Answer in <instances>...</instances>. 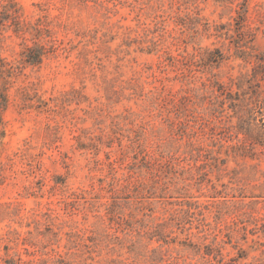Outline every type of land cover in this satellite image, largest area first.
<instances>
[{"label":"rangeland","instance_id":"rangeland-1","mask_svg":"<svg viewBox=\"0 0 264 264\" xmlns=\"http://www.w3.org/2000/svg\"><path fill=\"white\" fill-rule=\"evenodd\" d=\"M16 1L57 49L19 72L30 34L0 28V264H264V156L230 148L264 122V0Z\"/></svg>","mask_w":264,"mask_h":264},{"label":"trees","instance_id":"trees-1","mask_svg":"<svg viewBox=\"0 0 264 264\" xmlns=\"http://www.w3.org/2000/svg\"><path fill=\"white\" fill-rule=\"evenodd\" d=\"M246 9L239 11V17L241 16L242 21H245ZM22 8L18 4L16 0H0V28H9L17 35L25 39V34H30V40L32 44L24 43L23 48L20 53L21 60L19 65L16 66L17 71L21 72L23 68L27 66H37L40 65L44 58L49 54L53 53L57 49V39H53L50 34V39L44 42V28L42 27V21L39 20L35 23L27 22L22 18ZM222 55V52H220ZM212 57V56H211ZM215 58L213 61H219ZM262 61L264 59L262 58ZM9 65V67H6ZM264 65V64H263ZM13 66L10 65L4 57H0V75L4 77L5 75L10 77L14 73ZM4 79L2 86L0 87V125L4 124V112L8 108L9 105V79ZM204 86L207 88H211L212 91H217L216 97L221 98L218 106L221 107L218 112H225L227 108L223 105L226 101L229 102V107L234 110L237 105V101L239 100V92L232 91L231 88L225 89V85L216 79H209L208 83H204ZM253 90V94H255ZM183 101H187V96L183 97ZM243 101V100H242ZM255 105L258 108V111L262 112L264 105L261 101H256ZM256 108V109H257ZM246 109V115L244 117H240L237 125V130L235 131L236 142L230 146L231 151L235 155H239L242 157H249L252 159L260 158V156H264V122L257 121V118L254 114L255 110L251 106H248ZM261 109V110H260ZM261 120H263L261 118ZM240 134L243 136L240 137ZM143 166L145 170L152 174L153 176L158 175L159 171L167 170L170 166L168 162H160L155 163L153 161H149L144 159ZM112 166H114L115 161H112ZM115 168V166H114ZM142 166L140 162L135 161L129 167L127 166V171L124 172L122 179H124L123 188H129V183L131 182V178L134 176L135 170H141ZM62 181V180H59ZM57 181V182H59ZM118 180L114 178L111 183V192L119 193L122 192L121 189H115V185H117ZM131 187V186H130ZM123 197V196H120ZM6 264H19L17 260L7 259L5 260Z\"/></svg>","mask_w":264,"mask_h":264}]
</instances>
